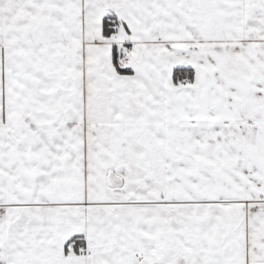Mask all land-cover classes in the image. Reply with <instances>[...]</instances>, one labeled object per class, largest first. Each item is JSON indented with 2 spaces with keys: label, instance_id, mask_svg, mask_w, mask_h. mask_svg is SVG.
I'll return each mask as SVG.
<instances>
[{
  "label": "snow or ice",
  "instance_id": "snow-or-ice-1",
  "mask_svg": "<svg viewBox=\"0 0 264 264\" xmlns=\"http://www.w3.org/2000/svg\"><path fill=\"white\" fill-rule=\"evenodd\" d=\"M0 264H264V0H0Z\"/></svg>",
  "mask_w": 264,
  "mask_h": 264
}]
</instances>
